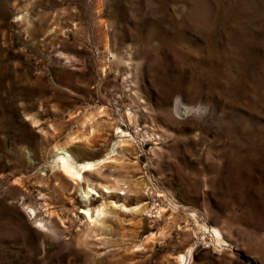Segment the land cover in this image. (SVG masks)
Segmentation results:
<instances>
[{
    "label": "rangeland",
    "instance_id": "374dc122",
    "mask_svg": "<svg viewBox=\"0 0 264 264\" xmlns=\"http://www.w3.org/2000/svg\"><path fill=\"white\" fill-rule=\"evenodd\" d=\"M121 139L81 186L53 168ZM190 249L264 264V0H0V264Z\"/></svg>",
    "mask_w": 264,
    "mask_h": 264
},
{
    "label": "bare ground",
    "instance_id": "6f19581e",
    "mask_svg": "<svg viewBox=\"0 0 264 264\" xmlns=\"http://www.w3.org/2000/svg\"><path fill=\"white\" fill-rule=\"evenodd\" d=\"M90 123H92V120H89ZM88 122V121H87ZM91 125V124H90ZM121 134V138H125V137H129L130 135L127 133H124L123 131L119 132ZM124 144V140L121 139L118 142L114 143L113 148H111V152L108 153L104 158L99 159V160H95V161H84V162H79L77 161V159L66 152V148L65 147H58L55 148V152L53 155V168L59 170V172L61 174H63L65 177H67L69 180L75 182L78 185H82L83 182H86V176L85 173L86 172H101L100 170H103L104 168L108 167L109 163H112V157L115 155L116 151L119 149H122ZM121 152V151H120ZM101 190H103V192L105 193H109L110 190L106 189L105 187H99ZM97 192V191H96ZM93 187H90L88 185L87 188L83 189L82 187L80 188V195L82 197L83 200H88L89 197L92 194H96ZM125 194V193H123ZM118 206V205H116ZM121 207H124L123 205H121ZM116 208V207H115ZM120 208V207H119ZM146 209L145 206H137V208H134L132 210H130V213L136 214V213H142L144 212V210ZM125 210V209H123ZM107 212V207L105 205L99 206L97 209L95 210H86L85 214L87 218H93L92 220H96L99 221V219L105 215V213ZM165 209H161L159 211V214H164ZM90 219V220H91ZM94 222V221H93ZM212 233L214 235V237L217 239V243L222 244L223 243V239L222 236L220 234V232L216 229H212ZM192 252L193 250L190 249L187 254L185 255H181L179 257V263L181 264H189V261L191 260V256H192Z\"/></svg>",
    "mask_w": 264,
    "mask_h": 264
},
{
    "label": "clouds",
    "instance_id": "9594fccd",
    "mask_svg": "<svg viewBox=\"0 0 264 264\" xmlns=\"http://www.w3.org/2000/svg\"><path fill=\"white\" fill-rule=\"evenodd\" d=\"M202 111H204V112H207V109H206V108H204V109H202Z\"/></svg>",
    "mask_w": 264,
    "mask_h": 264
}]
</instances>
